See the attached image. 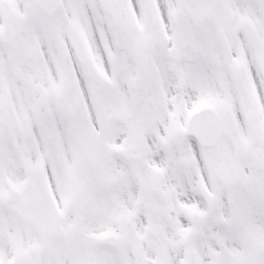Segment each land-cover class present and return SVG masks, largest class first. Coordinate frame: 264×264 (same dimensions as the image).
I'll list each match as a JSON object with an SVG mask.
<instances>
[{
    "label": "snow or ice",
    "instance_id": "1",
    "mask_svg": "<svg viewBox=\"0 0 264 264\" xmlns=\"http://www.w3.org/2000/svg\"><path fill=\"white\" fill-rule=\"evenodd\" d=\"M0 264H264V0H0Z\"/></svg>",
    "mask_w": 264,
    "mask_h": 264
}]
</instances>
